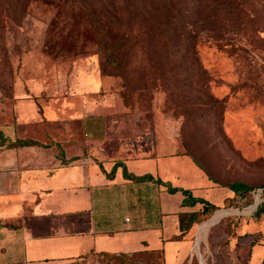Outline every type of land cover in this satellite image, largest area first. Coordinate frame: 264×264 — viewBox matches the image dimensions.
Masks as SVG:
<instances>
[{"label":"rangeland","instance_id":"374dc122","mask_svg":"<svg viewBox=\"0 0 264 264\" xmlns=\"http://www.w3.org/2000/svg\"><path fill=\"white\" fill-rule=\"evenodd\" d=\"M87 1L93 3L101 29L98 34L88 25V31L77 39L73 37L80 33L79 28L72 26V20L77 19V0H66L61 8L32 1L18 22L5 16L7 4L0 5V125L12 119L17 85L43 84L47 94L37 102L41 108L53 97L67 96L70 79L78 78L87 66L85 60L101 71L102 30L109 16L105 0ZM170 1L176 8L170 10L171 16L178 14L170 30L177 27V31H185V37L188 32L195 33L194 51H183L180 41L175 45L168 41V30L160 35L162 39L149 44L147 34L162 32L169 22L158 25L145 15L140 21L125 14L120 33L130 28L128 34L133 38L123 44L120 75L103 74L109 80L107 91L147 122L152 124L156 117L173 127L175 153L190 156L213 186L219 187L212 196L218 208L188 231L192 248L185 264L192 255L196 264H251L247 261L253 244L264 249V40H256L264 38V13L254 15L262 31L242 46L246 52L236 51L241 53L237 56L205 39L207 27L195 5L199 0ZM253 5L260 9L253 2L248 11ZM235 181L252 189L233 202H222L227 185ZM203 230L197 253L196 238ZM260 253L254 251L253 264H264ZM75 264H164V260L160 251L91 253Z\"/></svg>","mask_w":264,"mask_h":264},{"label":"crops","instance_id":"0c3cea01","mask_svg":"<svg viewBox=\"0 0 264 264\" xmlns=\"http://www.w3.org/2000/svg\"><path fill=\"white\" fill-rule=\"evenodd\" d=\"M90 62L70 79L67 96L41 108L43 84L15 87L12 119L0 132L39 144L0 146V264H75L91 253L155 250L164 264H185L191 239L190 232L175 239L178 214L202 203L185 205V195L165 184L216 206L219 187L188 155L175 153L173 127L129 112ZM123 169L153 179L132 180ZM232 195L226 190L222 202ZM203 238L204 230L197 253ZM252 248L251 264L263 247Z\"/></svg>","mask_w":264,"mask_h":264},{"label":"trees","instance_id":"16d2710c","mask_svg":"<svg viewBox=\"0 0 264 264\" xmlns=\"http://www.w3.org/2000/svg\"><path fill=\"white\" fill-rule=\"evenodd\" d=\"M32 1H41L45 5H53L55 8H61L66 5V0H56L55 4L49 0H8L7 2H0V5H2V3L7 4L8 13L5 14V16L11 18L15 22H18L26 14L29 3ZM77 2H79V5H77L78 7H76L75 14L77 19H75V21L72 20V26L79 28L77 31L80 33L76 32L73 39H77L78 34L86 33L89 26H92L99 34L101 27L100 22L96 20L97 14L92 6L93 3L91 1L88 2L87 0H77ZM253 2L258 4L260 9L256 5H253L252 10L248 11L247 7L252 5ZM103 5L104 10L109 16V19L106 21V23H104L105 30H102V38L104 40L102 44L100 65L102 71H100L101 74L120 75L122 71V65L120 62L121 50L124 42L133 38L128 34L132 32V29L130 28L120 33L122 25L121 16L125 14L129 18H137L140 21H142L140 18L145 15L151 19H154L158 25L163 22H169L168 27L165 26L162 32L152 31L147 34L149 44L157 42L160 38V35L164 31L168 30V41L171 40L173 41L172 43L175 41L176 43L180 41V44L178 45H182L183 51L185 50L188 52H193L195 49V33L188 32L187 36L185 37V31L181 33L180 30H176L177 27H174V29L170 30V27L172 26L170 23H173L172 21L176 20L178 16V14L171 16L170 10H174L176 8L173 7L170 0H105ZM195 5L200 8V19H202L207 27L205 39L209 38V40L214 43L216 48L225 50L228 53H234L237 56H241V53L237 54V52H246L245 48L242 46L249 44L255 38V36H257V33L262 31L257 27L254 20V15L258 12L264 13V0H199V2H196ZM177 8L181 9V7L178 6ZM69 9L72 11L73 7ZM159 18L164 20L160 21L158 20ZM81 19L82 22L80 25L79 23ZM176 24L177 22H175L174 26ZM185 26L186 25H184V27ZM256 40L263 41L264 38L257 37ZM241 41H244L245 45H241ZM34 144H39V142L28 138H17L14 141H11L9 138L0 133V146L12 147ZM123 175L132 180L153 179V177L149 174L141 176L129 174L127 173L126 169H123ZM155 181L165 184L159 179H156ZM165 185L167 186V190L169 192L181 191L185 195V199L183 200L185 205L192 206L197 202L202 203V207L198 210L180 212L178 214L180 233L175 236V239L182 238L192 228L193 225L209 217L218 208V206L210 203L207 200L198 197H192L190 192L186 189L173 187L168 183ZM227 188L233 193L231 197L226 198V200L231 202L235 201V199L239 196L246 195L252 189L251 186L238 181L228 184ZM158 251L161 252V250L138 251L131 254H154ZM263 253L264 249H262L260 253L261 261L264 260ZM193 262L196 264V260H194L192 255L189 264H192Z\"/></svg>","mask_w":264,"mask_h":264},{"label":"bare ground","instance_id":"6f19581e","mask_svg":"<svg viewBox=\"0 0 264 264\" xmlns=\"http://www.w3.org/2000/svg\"><path fill=\"white\" fill-rule=\"evenodd\" d=\"M213 223H211L210 225H212ZM204 228V227H203ZM205 229V228H204ZM199 248V247H198ZM201 258V257H200ZM201 262V261H200Z\"/></svg>","mask_w":264,"mask_h":264}]
</instances>
